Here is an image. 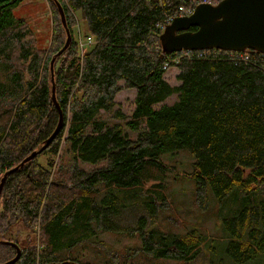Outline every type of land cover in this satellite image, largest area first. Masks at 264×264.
Returning a JSON list of instances; mask_svg holds the SVG:
<instances>
[{
	"label": "trees",
	"instance_id": "16d2710c",
	"mask_svg": "<svg viewBox=\"0 0 264 264\" xmlns=\"http://www.w3.org/2000/svg\"><path fill=\"white\" fill-rule=\"evenodd\" d=\"M23 1L0 0V181L54 132L59 113L50 62L66 29L71 41L53 63L61 129L2 187L0 264L16 256L4 242L20 251L12 264H100L105 258L101 264L191 263L207 240L203 223L174 234L157 221L167 205L161 158L179 152L192 159L193 206L202 221H218L224 237L203 247L211 255L219 251L218 264H264V55L163 53L155 26L174 18L186 0H47L53 32L44 53L14 15ZM77 14L84 40L93 41L82 49L73 36ZM172 68L178 86L163 78ZM122 90L135 91L128 117L114 109ZM172 95L174 103L154 107ZM62 144L67 162L54 171V160L48 168L37 162L44 153L55 157ZM17 226L30 234L21 242L12 235ZM100 232L122 233L140 245L111 252ZM95 245L104 258L94 252L88 261L83 251Z\"/></svg>",
	"mask_w": 264,
	"mask_h": 264
},
{
	"label": "rangeland",
	"instance_id": "374dc122",
	"mask_svg": "<svg viewBox=\"0 0 264 264\" xmlns=\"http://www.w3.org/2000/svg\"><path fill=\"white\" fill-rule=\"evenodd\" d=\"M15 17L22 19L27 27L29 28L30 34L37 48L42 52H48L51 40H52V29H53V14L50 10V4L47 0H24L16 9L13 10ZM78 18H74L75 26L73 28V36L77 42H84L85 39V24L80 16L77 14ZM79 44V43H78ZM178 74L177 69L172 68L164 75L165 81L171 86H178L179 82L176 80ZM134 90H122L114 98L115 107L114 109H119L125 117H128L134 109ZM176 101L174 95L167 98L163 103L155 105V108L160 107L163 104L170 105ZM111 121V120H110ZM114 123L121 122L117 119H112ZM111 121V122H112ZM130 138H135L136 135L126 132ZM62 150L64 152V145L62 144L58 154L53 157L44 153L38 158V163L43 168H48V161L54 160L53 171L58 168L59 163L64 164L68 161V156L65 154L63 156ZM162 163L165 166V177L164 183L167 189L163 192L164 198L167 203L164 209H159L157 221L161 227L164 229H170L174 234H182L188 231L190 227L196 225L197 221L202 222L203 232L207 236V240L202 245V252L198 258L189 264H218L216 259L219 258V251L215 252V255H211L210 252L203 247L204 244L209 243V245H217L210 243L211 239H217L216 243L222 242L223 238L221 234H218V221L214 218L205 222L202 221V217L198 209L193 206V184L188 180L187 175L191 170V157L185 152H179L176 154H166L161 158ZM85 167V166H84ZM188 173V174H187ZM148 184L146 187H149ZM12 235H16L17 241L21 242L30 235L21 226H17L12 230ZM98 237L101 240L102 246L108 251L125 253L126 250L133 249L140 245L139 240L134 238H129L125 234H114V233H98ZM220 237V238H219ZM33 238V237H32ZM38 239V236L36 237ZM35 239V238H34ZM37 243V241L35 240ZM38 244V243H37ZM97 245L88 246L83 251L87 256V260L92 261V256L94 252L100 257L104 258L105 253L101 250L97 252ZM110 254V253H109ZM110 256V255H109ZM107 258L103 259L106 261ZM103 260H98L101 264ZM161 264H177L171 261H164ZM229 264V263H226Z\"/></svg>",
	"mask_w": 264,
	"mask_h": 264
},
{
	"label": "water",
	"instance_id": "95a60500",
	"mask_svg": "<svg viewBox=\"0 0 264 264\" xmlns=\"http://www.w3.org/2000/svg\"><path fill=\"white\" fill-rule=\"evenodd\" d=\"M63 27H66L63 10L58 2H54ZM196 28L195 31H189ZM71 36L66 29V40L59 56L69 45ZM161 50L165 54L181 51H205L217 49L228 52L251 50L264 55V0H221L215 5H197L188 17L175 18L159 36ZM50 62L51 99L58 109L59 119L54 132L44 141L40 150L32 152L13 169L4 173L0 181V194L6 177L25 163L33 160L53 141L61 129L63 117L55 101L53 85V63ZM3 243V242H0ZM16 256L4 264H12L20 255L15 244ZM67 264V263H60Z\"/></svg>",
	"mask_w": 264,
	"mask_h": 264
},
{
	"label": "built area",
	"instance_id": "2783aa9c",
	"mask_svg": "<svg viewBox=\"0 0 264 264\" xmlns=\"http://www.w3.org/2000/svg\"><path fill=\"white\" fill-rule=\"evenodd\" d=\"M187 6H179L176 10V14L174 16V18L172 17H168L167 19L164 20L163 23H158L155 27L161 29V31L163 32L164 29L171 24V22L175 19V18H179V17H188L193 13L194 8L197 5L200 4H207V5H215L213 3V0H186ZM92 40L91 38H87L86 40H84V42L82 43L81 41L78 42L79 43V47L80 49H82L85 46L91 45L92 44Z\"/></svg>",
	"mask_w": 264,
	"mask_h": 264
}]
</instances>
